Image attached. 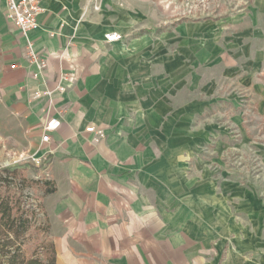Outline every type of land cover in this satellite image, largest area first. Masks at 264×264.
Listing matches in <instances>:
<instances>
[{
	"label": "crops",
	"instance_id": "1",
	"mask_svg": "<svg viewBox=\"0 0 264 264\" xmlns=\"http://www.w3.org/2000/svg\"><path fill=\"white\" fill-rule=\"evenodd\" d=\"M41 8L31 39L42 70L26 61L0 0V104L34 152L49 150L55 190L41 201L55 264H264L230 248L224 261L211 256L208 239L222 238L216 225L227 216L214 194L190 195L178 176L197 143L219 137L195 121L220 108L221 79L264 106V0L176 24L161 0H41ZM112 32L121 38L108 42ZM230 94L224 103L236 105ZM48 116L60 124L42 143Z\"/></svg>",
	"mask_w": 264,
	"mask_h": 264
},
{
	"label": "rangeland",
	"instance_id": "2",
	"mask_svg": "<svg viewBox=\"0 0 264 264\" xmlns=\"http://www.w3.org/2000/svg\"><path fill=\"white\" fill-rule=\"evenodd\" d=\"M161 1L171 12L168 21L176 24L179 21L213 19L238 13L244 11L253 0H181L177 4L171 0ZM66 78L70 79H62L72 81V77ZM232 82L221 79L224 100L220 108L206 111L204 119L195 121L196 126L203 128L204 132L216 128L215 131H220L219 137L197 143L194 155L181 159L185 169L182 176L178 175L182 181L189 183L190 195L203 187L206 194H214L219 199L220 213L227 216L216 225V229L222 231V238L208 240L211 256L215 254L222 261L229 248L236 251V257L264 258V106L261 108L257 96L243 88L236 89ZM262 82L264 85V77ZM232 91L236 105L224 103ZM50 117L53 116L47 119ZM17 128L16 120L0 104V167L22 168L29 178H43L49 150L34 152L30 143L17 133ZM173 196L174 200L181 199L178 191H174ZM126 224L130 227H152L151 223L145 222ZM169 225L166 224L168 229L177 230L175 225ZM38 241L34 236L28 242L26 255L30 254ZM216 247L221 249L218 255Z\"/></svg>",
	"mask_w": 264,
	"mask_h": 264
},
{
	"label": "trees",
	"instance_id": "3",
	"mask_svg": "<svg viewBox=\"0 0 264 264\" xmlns=\"http://www.w3.org/2000/svg\"><path fill=\"white\" fill-rule=\"evenodd\" d=\"M54 190L45 175L33 179L22 168L0 167V264H55L41 201ZM34 236L39 241L26 255L25 246Z\"/></svg>",
	"mask_w": 264,
	"mask_h": 264
},
{
	"label": "built area",
	"instance_id": "4",
	"mask_svg": "<svg viewBox=\"0 0 264 264\" xmlns=\"http://www.w3.org/2000/svg\"><path fill=\"white\" fill-rule=\"evenodd\" d=\"M5 3V18L12 22L17 33L24 39V54L29 64H34L38 69L46 66L45 58L35 51L31 34L40 29L38 16L42 10L41 0H3ZM108 42L118 41L121 36L116 32L105 34ZM64 79H70L64 77ZM60 124L57 117H50L42 127L41 142L49 140V134L55 131ZM47 177V172L45 171Z\"/></svg>",
	"mask_w": 264,
	"mask_h": 264
}]
</instances>
